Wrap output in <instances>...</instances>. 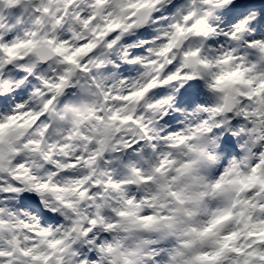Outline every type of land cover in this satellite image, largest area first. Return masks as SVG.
<instances>
[{
	"label": "snow or ice",
	"instance_id": "snow-or-ice-1",
	"mask_svg": "<svg viewBox=\"0 0 264 264\" xmlns=\"http://www.w3.org/2000/svg\"><path fill=\"white\" fill-rule=\"evenodd\" d=\"M0 264H264V0H0Z\"/></svg>",
	"mask_w": 264,
	"mask_h": 264
}]
</instances>
